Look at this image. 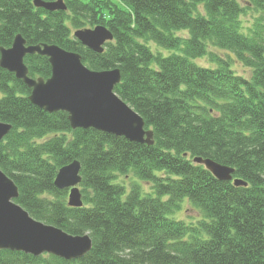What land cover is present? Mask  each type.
I'll use <instances>...</instances> for the list:
<instances>
[{"label": "trees", "instance_id": "16d2710c", "mask_svg": "<svg viewBox=\"0 0 264 264\" xmlns=\"http://www.w3.org/2000/svg\"><path fill=\"white\" fill-rule=\"evenodd\" d=\"M33 1L0 0V48L20 34L27 46L79 54L91 71L119 69L114 93L153 144L73 130L66 113L33 105L0 68V122L11 126L0 171L17 188L15 202L91 240L77 260L0 250V264H264V0H67L52 12ZM96 26L113 36L102 53L71 33ZM24 64L29 77H50L47 58L27 55ZM195 158L232 168L246 186L218 181ZM74 161L81 208L53 184Z\"/></svg>", "mask_w": 264, "mask_h": 264}, {"label": "water", "instance_id": "95a60500", "mask_svg": "<svg viewBox=\"0 0 264 264\" xmlns=\"http://www.w3.org/2000/svg\"><path fill=\"white\" fill-rule=\"evenodd\" d=\"M36 8L46 11H64L63 0L44 2L34 0ZM83 47L95 53L103 52V45L113 36L104 26L80 29L72 33ZM38 55L47 58L50 77L30 78L24 57ZM0 68L12 73L30 93L28 100L42 111L67 114L71 129H93L129 142L152 145V131L145 129L142 118L115 93L120 83L119 69L91 71L77 53L65 51L55 45H26L20 34L7 49L0 48ZM11 126L0 122V141L9 133ZM195 164L204 168L218 181L234 186L246 183L233 180V169L209 159L195 158ZM80 164L77 161L62 167L56 174L54 186L67 190V205L81 208L78 189ZM18 191L13 181L0 171V250L22 252L34 257L43 254L71 261L82 258L91 249L88 235L72 236L59 228L34 220L15 200Z\"/></svg>", "mask_w": 264, "mask_h": 264}, {"label": "rangeland", "instance_id": "374dc122", "mask_svg": "<svg viewBox=\"0 0 264 264\" xmlns=\"http://www.w3.org/2000/svg\"><path fill=\"white\" fill-rule=\"evenodd\" d=\"M64 1H67V0H64ZM81 1H88V0H81ZM111 1L114 2V3H116V4L118 3V0H111ZM243 20H244V22H247V21L251 20V18L249 16H247L246 18H243ZM82 29H86V28H82ZM87 29H93V28H87ZM76 30H80V29H76ZM76 30H74V29L71 28V33L75 32ZM181 34H186V32H181ZM158 49L161 50V48H158ZM195 62H197L199 64H203V65L206 64L205 61H195ZM232 68L239 75H243V76H246V77L249 75L248 74L249 72L248 71H245L244 68L240 64H238L236 62H234L232 64Z\"/></svg>", "mask_w": 264, "mask_h": 264}]
</instances>
